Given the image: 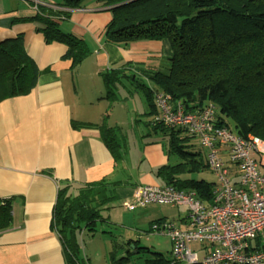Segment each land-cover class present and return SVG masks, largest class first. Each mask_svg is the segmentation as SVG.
<instances>
[{
  "label": "trees",
  "instance_id": "trees-1",
  "mask_svg": "<svg viewBox=\"0 0 264 264\" xmlns=\"http://www.w3.org/2000/svg\"><path fill=\"white\" fill-rule=\"evenodd\" d=\"M79 1L64 0L71 6ZM97 1L108 8L111 16L104 32L107 42L128 45L166 41L169 44L172 54L166 59L165 73L139 66L130 75L122 71L102 74L106 98L117 100L114 90L120 79L130 81L139 89L149 111L144 126L152 135H159L157 140L168 157V163L154 168L152 175L159 180V185L193 192L197 200L210 204L215 184L196 179L209 172L205 150L195 137L183 130L167 128L155 121L154 117L159 115L156 96L165 95L171 106L180 103L190 113L212 105L214 128L231 130L241 138L251 135L264 142V0ZM59 15L42 10L34 19L44 25L39 31L46 43L66 46L64 59L75 67L87 57L89 49L83 40L59 29L56 19ZM39 75L37 66L26 54L21 35L0 42V102L30 93ZM72 125L79 128L81 124ZM81 127L100 131L115 169H121L125 147L117 135L120 128L108 127L103 122ZM260 172L264 174L263 164ZM123 174L126 179L125 170ZM119 183L102 179L78 187L67 182L60 185L51 226L59 237L67 264L82 263L78 259L77 233L94 232L98 222L106 221L101 213L114 200H120L116 191ZM10 212L9 202L0 204V230L9 227ZM163 222L165 218L151 222L150 233L160 234L154 233L152 226ZM128 244H133V253L149 255L144 264H172L171 255L163 258L150 249L137 247L135 242ZM125 260L128 258L123 257L116 264Z\"/></svg>",
  "mask_w": 264,
  "mask_h": 264
},
{
  "label": "crops",
  "instance_id": "crops-1",
  "mask_svg": "<svg viewBox=\"0 0 264 264\" xmlns=\"http://www.w3.org/2000/svg\"><path fill=\"white\" fill-rule=\"evenodd\" d=\"M42 2L57 7L40 9L60 14L59 29L83 40L89 54L72 67L64 59L66 46L45 42L39 31L44 25L24 1L0 0V42L21 35L26 54L40 72L30 93L0 102V204L10 203L12 217L9 227L0 230V264H67L51 226L63 182L78 187L102 179L118 181L116 191L123 203L136 186L159 185L152 170L168 163L159 135H152L146 126L134 134L139 127L132 125L133 138L139 139L132 150L134 161L128 150L122 168L116 170L100 131L81 125L103 122L121 129V124H129L105 121L104 113H111V107L127 108L121 100L116 104L106 98L101 76L109 71L130 75L139 66L165 73L172 54L169 44L107 42L104 32L111 16L97 0H80L72 6L64 0ZM101 101H105L103 113L97 106ZM74 122L80 127L74 128ZM259 159L264 165V154Z\"/></svg>",
  "mask_w": 264,
  "mask_h": 264
},
{
  "label": "built area",
  "instance_id": "built-area-1",
  "mask_svg": "<svg viewBox=\"0 0 264 264\" xmlns=\"http://www.w3.org/2000/svg\"><path fill=\"white\" fill-rule=\"evenodd\" d=\"M22 1L35 15L41 13V7L57 9L42 0ZM155 103L159 110L155 121L183 130L205 150L208 171L216 180L212 198L205 205L193 192L138 185L123 207L128 211L150 205L176 209L178 226L167 221L152 226L154 233L170 239L172 264H264V174L259 159L264 142L214 128L212 105L198 113L185 112L183 105L171 106L162 94Z\"/></svg>",
  "mask_w": 264,
  "mask_h": 264
},
{
  "label": "rangeland",
  "instance_id": "rangeland-1",
  "mask_svg": "<svg viewBox=\"0 0 264 264\" xmlns=\"http://www.w3.org/2000/svg\"><path fill=\"white\" fill-rule=\"evenodd\" d=\"M130 83L126 79H120L114 90L117 100L126 103L127 111L123 110L125 106L122 108V104H117V100H111L115 101L117 105H115V109L111 107V113L106 111L104 118L105 121L111 122L120 119V122L129 123L121 124L123 130L118 129L117 135L124 141V152L128 153V150L131 152L133 162L136 151L132 150L136 149V144L139 146V139L133 138V126L139 127L134 130V134L142 132L145 129L144 123L148 121L147 112L149 111L142 93ZM97 106H100L99 110H102L100 113H103L105 101H101ZM117 106L120 110L116 108ZM135 119H138V122L135 123ZM196 179H204L215 184V178L209 172L198 175ZM101 216L106 218V221L98 222L94 232L81 231L77 233V242L80 246L78 259L82 262L81 264H116V261L123 257H127L128 260L120 264H144L149 255L142 252L133 253V244L129 245V241L135 242L139 248H147L150 249L151 253L169 258L170 239L166 235L149 234L147 231L149 230V223L161 218H165V221L173 222L178 226L180 222L177 219L175 208L168 205H150L128 211L123 207L121 200H114L108 209L102 211ZM192 247L198 246L193 244Z\"/></svg>",
  "mask_w": 264,
  "mask_h": 264
}]
</instances>
